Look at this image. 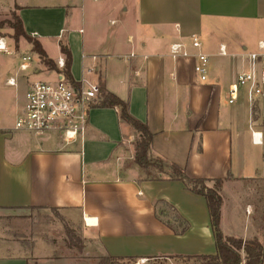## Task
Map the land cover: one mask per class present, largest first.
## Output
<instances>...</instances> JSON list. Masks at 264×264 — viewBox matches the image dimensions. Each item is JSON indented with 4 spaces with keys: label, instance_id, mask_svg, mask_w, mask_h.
<instances>
[{
    "label": "crops",
    "instance_id": "crops-1",
    "mask_svg": "<svg viewBox=\"0 0 264 264\" xmlns=\"http://www.w3.org/2000/svg\"><path fill=\"white\" fill-rule=\"evenodd\" d=\"M119 1L117 10L115 0H0V19H11L14 12L54 63L64 60L59 42H66L71 78L79 81L92 69L93 79L146 124L153 158L176 165L191 179L225 180L222 234L264 242L246 213L251 205L235 197V191L242 195L240 187L264 179V144L251 143L244 98L233 107L225 101L242 70V55L264 42V0ZM192 36L198 37L199 50L192 47ZM51 44L56 45L53 54ZM172 44L183 45L190 57L174 60ZM27 45L21 57L31 58L30 74L18 80V67L9 77L16 79L15 117L31 83L46 81L38 80L42 74L56 78L39 59L34 61ZM221 46L226 56L220 55ZM198 52L209 59L206 82L193 71ZM13 124L0 119V212L15 220L22 238H0V264H31L41 258L39 247L51 249L37 246L27 225L34 213L44 212L58 213L77 230L89 258L215 254L204 198L180 181H148L137 165L125 162L135 133L119 121L116 109L93 108L83 138L69 144L57 132H13ZM229 196L237 202L231 203ZM164 207L173 208V215L188 224L183 235L166 225Z\"/></svg>",
    "mask_w": 264,
    "mask_h": 264
},
{
    "label": "built area",
    "instance_id": "built-area-1",
    "mask_svg": "<svg viewBox=\"0 0 264 264\" xmlns=\"http://www.w3.org/2000/svg\"><path fill=\"white\" fill-rule=\"evenodd\" d=\"M191 45L199 50L201 43L192 36ZM0 54L9 55L6 39L0 37ZM170 55L175 60L188 58L189 54L181 44H172ZM220 55L226 56L223 46ZM94 59V58H93ZM193 71L200 82L208 80L209 59L198 52L194 57ZM31 58L22 56L19 70L26 72L30 68ZM54 81H36L31 83L24 96V103L15 117L12 131L44 134L57 132L65 143H74L82 139L89 122V113L95 105L101 103L106 91L93 79L94 72L87 69L83 78L74 81L62 73L65 62L59 59L55 63ZM242 70L235 76L233 84L225 93L228 106H236L244 98L248 108V129L254 146L264 144V42L258 43L257 51L246 52L241 57ZM7 85L16 86V79L9 78ZM247 215L250 214L246 210ZM140 263L145 259H140Z\"/></svg>",
    "mask_w": 264,
    "mask_h": 264
},
{
    "label": "rangeland",
    "instance_id": "rangeland-1",
    "mask_svg": "<svg viewBox=\"0 0 264 264\" xmlns=\"http://www.w3.org/2000/svg\"><path fill=\"white\" fill-rule=\"evenodd\" d=\"M116 9L118 10L121 5L119 0H115ZM8 16V15H7ZM116 15L112 19H116ZM129 13L126 15V20L129 19ZM10 20L8 18L0 19V37L7 38L6 40L11 44V50L9 55L0 54V119L6 125H11L14 121V106L17 105V90L16 87H10L5 84V80L10 76L17 74V70L20 64L21 55L25 53L24 49L28 47L25 41H22L19 44L18 50L15 49V42L12 39V31L6 26V22ZM30 45V44H29ZM31 46V45H30ZM10 49V48H8ZM48 51L50 54L56 52V45H48ZM31 54V52H29ZM32 55V54H31ZM34 61H37L39 58L36 54L32 55ZM30 74L27 70L26 72H21L17 74L18 80L22 76ZM42 74L38 80H53V73L50 75ZM17 80V81H18ZM76 80V79H75ZM137 139L135 134L132 138L129 139L127 145V158L126 163L134 164L133 162V150L134 144ZM142 170V169H141ZM152 174L156 172L152 171ZM142 177L146 178L145 171L142 170ZM206 187H213L214 183H205ZM243 186V185H241ZM241 193L235 191V197L239 196L242 203H248L251 205L250 208V217L254 222V225L259 229L261 235H263L262 226L264 225L262 216H264V179L255 180L252 184L244 185L243 188L240 187ZM230 198V199H229ZM231 202H237L233 196L227 197ZM243 203V204H245ZM234 204L230 205V208H236ZM165 215L162 216L164 221L169 219L172 222L174 228L178 227V222L173 213L166 207H164ZM15 220H12L10 217H4L0 212V238L2 240H19L22 236L18 233V226ZM27 225L31 226L32 238L36 244H46L51 248L50 250H44L39 247L37 250L40 254V259H33L31 264H101L102 258H89L87 255H84L82 251L83 242L78 238L79 234L77 230L72 229L63 218L58 215L56 212H44V213H34L30 223L27 222ZM28 227V226H26ZM227 233V231H225ZM31 238V240H33ZM30 242V241H29ZM37 244V246H39ZM120 264H199L194 260L188 259H164V258H155L148 259L145 262L140 263L139 260L136 261H122Z\"/></svg>",
    "mask_w": 264,
    "mask_h": 264
},
{
    "label": "trees",
    "instance_id": "trees-1",
    "mask_svg": "<svg viewBox=\"0 0 264 264\" xmlns=\"http://www.w3.org/2000/svg\"><path fill=\"white\" fill-rule=\"evenodd\" d=\"M1 25V24H0ZM6 26L12 31V39L18 43L19 39H24L31 45V52L35 53L40 63L49 71H58L55 63L49 59L40 46L39 42L28 36L22 25L20 18L13 12L11 19L6 22ZM60 53L64 56V68L61 73L71 80L70 67L72 63V56L68 45L64 41L59 42ZM102 86V85H101ZM103 88V87H102ZM94 108L102 109H116L118 111V119L121 123H125L132 128L136 136V143L134 144L133 162L140 169L145 171L146 180L160 181L163 178L180 181L193 194L204 198L209 218L210 230L215 245L214 255H200V256H174L169 259H188L199 262V264H262L264 260V242H259L257 239L241 240L233 237H226L222 234L220 229V210L222 206V197L220 194L221 187L225 180H212L214 186L209 188L205 183L210 180L191 179L186 176L185 172L174 164H169L160 158H153L150 155V148L152 143V135L149 132L146 124L133 118L128 112V106L125 102L116 96L107 93L101 103L94 106ZM156 174H152L153 172ZM174 211L173 208L169 207ZM163 215V211H162ZM264 222V216H262ZM178 227L174 228L169 222L166 225L170 227L176 235H183L188 230V224L176 216ZM263 238H264V225ZM122 261H136L131 258H114L104 257L101 259V264H120Z\"/></svg>",
    "mask_w": 264,
    "mask_h": 264
},
{
    "label": "bare ground",
    "instance_id": "bare-ground-1",
    "mask_svg": "<svg viewBox=\"0 0 264 264\" xmlns=\"http://www.w3.org/2000/svg\"><path fill=\"white\" fill-rule=\"evenodd\" d=\"M90 222V221H89Z\"/></svg>",
    "mask_w": 264,
    "mask_h": 264
}]
</instances>
